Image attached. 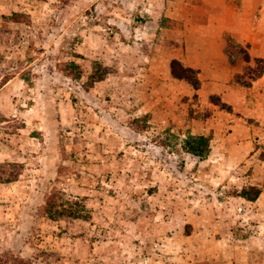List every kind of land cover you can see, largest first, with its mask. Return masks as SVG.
<instances>
[{
	"label": "rangeland",
	"instance_id": "obj_1",
	"mask_svg": "<svg viewBox=\"0 0 264 264\" xmlns=\"http://www.w3.org/2000/svg\"><path fill=\"white\" fill-rule=\"evenodd\" d=\"M247 3L256 19L264 0ZM182 4L0 0V164L20 166L0 182V254L264 264V101L234 111L172 75L171 60L189 66ZM190 135L208 137L206 157ZM49 196L78 200L85 220L49 217Z\"/></svg>",
	"mask_w": 264,
	"mask_h": 264
},
{
	"label": "crops",
	"instance_id": "obj_2",
	"mask_svg": "<svg viewBox=\"0 0 264 264\" xmlns=\"http://www.w3.org/2000/svg\"><path fill=\"white\" fill-rule=\"evenodd\" d=\"M237 2L183 0L184 33L182 48L176 57L197 69L199 95H217L232 110L245 113L254 100L259 103L257 107H263L260 102L264 101V92L260 93L259 88L264 85V66L261 74L250 79L248 85L236 81L235 75H243L247 63L231 51V46H242L250 56L249 64L254 58L264 59V4L256 8L258 15L253 19L255 9L247 0H241L240 5ZM171 20L172 16L167 23Z\"/></svg>",
	"mask_w": 264,
	"mask_h": 264
},
{
	"label": "trees",
	"instance_id": "obj_3",
	"mask_svg": "<svg viewBox=\"0 0 264 264\" xmlns=\"http://www.w3.org/2000/svg\"><path fill=\"white\" fill-rule=\"evenodd\" d=\"M241 46H237L236 48H232L231 51L236 52L247 64L244 67L243 75H235L236 81H241L245 83V85L249 84L250 79L257 77L261 74L264 66V59L262 58H254L253 62H259L260 66H258L257 73L250 77L248 81H244L243 76H245V72L250 69L251 61L249 54L243 48L239 51ZM171 73L175 78L183 79L187 81L195 90L199 88V78L197 76L198 71L189 66H184L179 60L173 59L170 63ZM185 147L187 152L198 156L199 158H204L208 154L209 151V139L204 135H190L185 141ZM8 167V169H7ZM19 164L17 162H8L0 164V182H10L17 179L20 172H18ZM259 189H254L253 193L246 192L243 190L242 195L248 200H255L259 195ZM62 198V196H60ZM45 211L49 215V217L53 219H64L67 221L74 220H85L87 213L85 212V208L83 205L79 203L78 200L64 199L62 198L59 202L54 200V196H49V199L45 202ZM0 264H30L28 260H24L23 258H19L11 253H3L0 254Z\"/></svg>",
	"mask_w": 264,
	"mask_h": 264
}]
</instances>
